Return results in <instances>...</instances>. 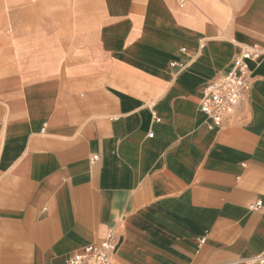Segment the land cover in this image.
<instances>
[{"label":"crops","instance_id":"crops-1","mask_svg":"<svg viewBox=\"0 0 264 264\" xmlns=\"http://www.w3.org/2000/svg\"><path fill=\"white\" fill-rule=\"evenodd\" d=\"M69 3L0 31V264H65L108 231L114 264H264V0ZM245 45L252 85L210 128L201 90Z\"/></svg>","mask_w":264,"mask_h":264},{"label":"built area","instance_id":"built-area-1","mask_svg":"<svg viewBox=\"0 0 264 264\" xmlns=\"http://www.w3.org/2000/svg\"><path fill=\"white\" fill-rule=\"evenodd\" d=\"M174 1L182 7L187 0ZM262 53L263 49L255 45L241 47L233 59L232 67L225 74L210 79L202 88L198 107L210 121V128L221 127L235 120L241 101L252 85L247 60L256 59ZM92 159H97V156H93ZM117 244L115 232L108 231L99 244L84 246L80 251L73 253L65 264H114L112 254ZM253 260L264 263V254L258 255Z\"/></svg>","mask_w":264,"mask_h":264},{"label":"rangeland","instance_id":"rangeland-1","mask_svg":"<svg viewBox=\"0 0 264 264\" xmlns=\"http://www.w3.org/2000/svg\"><path fill=\"white\" fill-rule=\"evenodd\" d=\"M69 1L74 2V0H11V3L5 4V0H0V31L3 30L4 33H8L6 25L9 21L8 16L12 14L18 23H21L30 31L57 28L61 22H72L70 18L73 16L71 12L74 11V4L69 3ZM80 1L84 0H79V11L94 10L92 8L95 6V3L93 4L94 0H88L91 1V4L88 5L80 3ZM171 1L178 7L174 0ZM96 7L97 12H99L98 3ZM63 15H65L64 21L60 19Z\"/></svg>","mask_w":264,"mask_h":264},{"label":"bare ground","instance_id":"bare-ground-1","mask_svg":"<svg viewBox=\"0 0 264 264\" xmlns=\"http://www.w3.org/2000/svg\"><path fill=\"white\" fill-rule=\"evenodd\" d=\"M183 6H184V5H183ZM183 6H182V7H183ZM178 7H179V6H178Z\"/></svg>","mask_w":264,"mask_h":264}]
</instances>
